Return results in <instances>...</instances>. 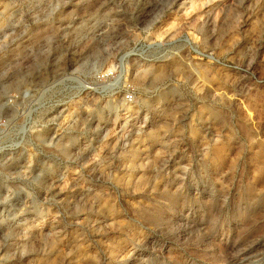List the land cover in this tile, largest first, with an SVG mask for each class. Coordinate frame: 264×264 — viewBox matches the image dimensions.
<instances>
[{"label": "rangeland", "instance_id": "1", "mask_svg": "<svg viewBox=\"0 0 264 264\" xmlns=\"http://www.w3.org/2000/svg\"><path fill=\"white\" fill-rule=\"evenodd\" d=\"M0 264H264V0H0Z\"/></svg>", "mask_w": 264, "mask_h": 264}, {"label": "built area", "instance_id": "2", "mask_svg": "<svg viewBox=\"0 0 264 264\" xmlns=\"http://www.w3.org/2000/svg\"><path fill=\"white\" fill-rule=\"evenodd\" d=\"M132 99H133L132 94H131V93L127 94V96H126V100H127V101H131Z\"/></svg>", "mask_w": 264, "mask_h": 264}]
</instances>
